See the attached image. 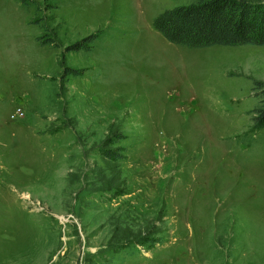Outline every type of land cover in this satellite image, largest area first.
<instances>
[{"label": "rangeland", "instance_id": "rangeland-1", "mask_svg": "<svg viewBox=\"0 0 264 264\" xmlns=\"http://www.w3.org/2000/svg\"><path fill=\"white\" fill-rule=\"evenodd\" d=\"M194 1L0 0V264H264V46L153 27Z\"/></svg>", "mask_w": 264, "mask_h": 264}, {"label": "trees", "instance_id": "trees-1", "mask_svg": "<svg viewBox=\"0 0 264 264\" xmlns=\"http://www.w3.org/2000/svg\"><path fill=\"white\" fill-rule=\"evenodd\" d=\"M21 1L28 3V0ZM153 27L169 42L190 48L264 46V0H196L165 9L154 18ZM95 37V34L89 35L66 49H90L89 43ZM38 40L58 46L51 38L44 42L39 36ZM254 89L259 91L257 95L261 99L251 110V120L254 129L260 130L264 128V82L255 80ZM104 154L110 158L122 157L120 151L113 149L104 150ZM157 240L161 239L151 238L149 242L154 244Z\"/></svg>", "mask_w": 264, "mask_h": 264}]
</instances>
